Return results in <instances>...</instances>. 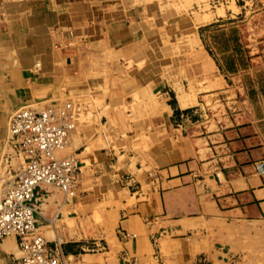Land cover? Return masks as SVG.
Wrapping results in <instances>:
<instances>
[{"label":"crops","instance_id":"obj_1","mask_svg":"<svg viewBox=\"0 0 264 264\" xmlns=\"http://www.w3.org/2000/svg\"><path fill=\"white\" fill-rule=\"evenodd\" d=\"M148 24L136 0H0V202L10 116L83 105L61 152L79 180L42 186L37 214L67 264H226L225 228L264 223V54L226 79L200 41L184 73L161 65ZM20 257L0 240V264Z\"/></svg>","mask_w":264,"mask_h":264},{"label":"rangeland","instance_id":"obj_2","mask_svg":"<svg viewBox=\"0 0 264 264\" xmlns=\"http://www.w3.org/2000/svg\"><path fill=\"white\" fill-rule=\"evenodd\" d=\"M136 4L144 7L148 25L156 30L153 43L160 47L156 56L162 66L178 64L185 73L187 64L200 62L201 41L205 54L225 68L227 79L235 69H248L251 58L264 54V0H136ZM206 15L214 18L198 24V18ZM14 157L4 191L22 168L20 156ZM220 236L226 264H264V223L226 227Z\"/></svg>","mask_w":264,"mask_h":264},{"label":"built area","instance_id":"obj_3","mask_svg":"<svg viewBox=\"0 0 264 264\" xmlns=\"http://www.w3.org/2000/svg\"><path fill=\"white\" fill-rule=\"evenodd\" d=\"M82 112L83 105L69 99L43 109L25 106L9 118L10 144L23 168L0 202V240L18 239V264H67L61 246H50L38 232L37 214L42 186L69 193L79 180L78 161L61 152L69 145ZM257 169L263 172L261 165Z\"/></svg>","mask_w":264,"mask_h":264}]
</instances>
